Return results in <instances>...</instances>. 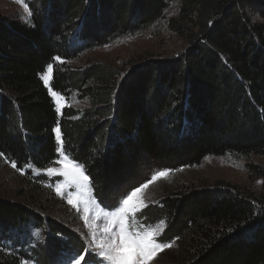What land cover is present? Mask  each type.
Returning <instances> with one entry per match:
<instances>
[{
    "label": "trees",
    "instance_id": "1",
    "mask_svg": "<svg viewBox=\"0 0 264 264\" xmlns=\"http://www.w3.org/2000/svg\"><path fill=\"white\" fill-rule=\"evenodd\" d=\"M31 7L28 23L0 16V152L18 169L56 165L58 123L101 207L110 204V185L145 182L153 170L208 156L264 158V0H38ZM162 20L186 38L176 55L125 76L99 61L67 64ZM49 64L53 89L87 98L85 110L66 107L59 117L41 78ZM248 170L261 179L260 194L225 183L177 184L163 195L148 225L165 221L157 240L174 241L166 264H264V159ZM42 181L27 177L21 202L0 198V264H44L54 248L57 260L45 262L65 264L85 249L55 215L54 190ZM31 223L46 226L35 245L24 237Z\"/></svg>",
    "mask_w": 264,
    "mask_h": 264
},
{
    "label": "rangeland",
    "instance_id": "2",
    "mask_svg": "<svg viewBox=\"0 0 264 264\" xmlns=\"http://www.w3.org/2000/svg\"><path fill=\"white\" fill-rule=\"evenodd\" d=\"M37 1L38 0H24V2L28 4V9L31 13L33 12L31 4ZM0 16L10 19H19L27 23L31 19V17L29 18L27 16L23 3H21L20 0H0ZM186 46V38L170 30L165 21L162 20L157 21L148 29L117 38L106 45L94 46L88 50H84L77 58L67 61V64L71 67H85L89 62L99 61L116 67L118 70H121L122 74L125 76L134 66L144 61L154 58L171 57L183 51ZM58 63H61V61ZM45 74H47V68L42 76ZM52 79L53 74L49 80V84L46 86L48 89L55 91L52 87ZM56 92L59 93L61 97L59 110L53 98L59 117L63 115L66 107H73L76 110L83 111L89 105L88 99H81L80 94L77 92L72 93L69 97L63 95L61 92ZM60 158L61 157H59V159ZM263 159V157L257 155H252L249 158H239L227 154L224 156H208L204 158L199 165L182 164L177 169L170 170L167 177H161L153 182L142 194H140L145 199L148 207L143 209L142 215L138 216V219L148 225L149 215L152 213L151 209L157 206L162 200L163 195L168 193L171 188L177 184H191L198 187H205L230 183L241 187L243 186L245 190L249 192L260 194L262 191V181L248 170V165L250 163H260ZM29 165H31V167H29ZM52 167L58 168L60 165L56 164ZM23 169L24 171L22 174L18 168L14 169L11 167L10 160L5 157H0V198L21 202L26 196L22 193V190L26 188L27 177L30 179H39L43 177V184L53 188V190L56 185L65 183V177L59 174L50 176L44 169L37 168L32 164L26 165ZM155 171L156 170L150 172L149 179ZM145 182L139 183V181H135L134 177L133 179H126L125 181L110 185L107 189L109 192L107 196L108 203L116 204L121 193L126 192V190L131 191L133 187H139L140 184ZM75 191V187H66V195L62 197L54 190L55 199L53 200L54 203L52 208L54 209L55 215L59 219L64 220L66 225L73 230L72 233L74 236L82 237L85 246L87 244L86 237L88 228L85 226V222L82 219L84 213L83 211L78 212L73 206L67 203V193H74ZM96 202L97 200L95 199L92 204L93 213L98 212L99 209L102 208ZM80 207L82 209L83 205ZM105 219L106 218L102 217L100 221L101 225H103ZM93 222L95 223V220H93ZM42 224L35 225L31 223L25 228L24 237L28 238L29 244L35 245L44 239L46 226ZM163 225H160L159 222L155 224V226L159 227ZM60 237L62 236L58 238ZM9 244L12 246L11 242ZM15 245L17 244L15 243ZM170 248L160 252L158 257L153 261V264H166L172 258ZM58 255L60 254L57 253L55 248L52 250L50 249L43 254L42 260L40 261L43 262L44 260V264H47L45 262L47 259L54 261ZM22 264L33 263L31 261H24Z\"/></svg>",
    "mask_w": 264,
    "mask_h": 264
},
{
    "label": "snow or ice",
    "instance_id": "3",
    "mask_svg": "<svg viewBox=\"0 0 264 264\" xmlns=\"http://www.w3.org/2000/svg\"><path fill=\"white\" fill-rule=\"evenodd\" d=\"M20 2L23 3L24 10L30 18L32 13L28 9V4L24 0ZM54 60L60 62L61 58L55 57ZM52 74L53 64H49L47 74L41 77L45 85L49 84ZM49 92L59 110L61 99L59 93L51 89ZM54 132L58 142L57 152L61 158L50 163L59 164L60 167H48L44 171L50 176L59 174L65 177V183L56 185L54 189L58 195L63 197L66 195V187H75L74 193H67V203L78 212L83 211L82 219L88 228L85 249L83 252L73 250L72 255L67 259V264H153L158 254L170 248L174 241L158 242L157 238L161 236L163 229L159 226L146 225L138 219L143 209L148 207L140 194L159 178L167 177L170 170H156L151 178L139 187L121 193L117 204H104L98 212L93 213L92 204L95 196L91 191L90 177L86 174L87 166L78 163L79 158L73 157L71 151L65 147L59 123ZM3 156L4 153L0 152V157ZM11 167L17 168L15 160L11 161ZM18 170L23 174V167ZM81 205H83L82 209ZM102 217L106 218L103 225L100 223ZM159 224L163 225L165 221L161 220Z\"/></svg>",
    "mask_w": 264,
    "mask_h": 264
}]
</instances>
